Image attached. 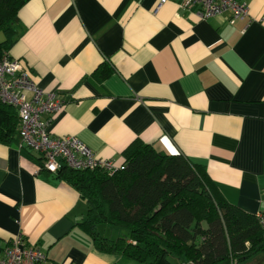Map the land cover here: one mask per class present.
I'll return each instance as SVG.
<instances>
[{"label": "crops", "instance_id": "crops-1", "mask_svg": "<svg viewBox=\"0 0 264 264\" xmlns=\"http://www.w3.org/2000/svg\"><path fill=\"white\" fill-rule=\"evenodd\" d=\"M239 1L248 13L231 22L227 12L200 19L198 6L179 0H27L7 52L65 101L60 113L41 116L53 136L75 135L118 165L135 139L180 153L204 166L227 201L257 214L264 0ZM86 210L74 185L42 168L41 154L18 137L0 142V258L19 236L20 247L42 252L37 264H138L96 249L78 225ZM240 264H264V251Z\"/></svg>", "mask_w": 264, "mask_h": 264}, {"label": "trees", "instance_id": "trees-1", "mask_svg": "<svg viewBox=\"0 0 264 264\" xmlns=\"http://www.w3.org/2000/svg\"><path fill=\"white\" fill-rule=\"evenodd\" d=\"M26 1L0 0V54L17 38L18 11ZM18 129L16 109L0 101V142L16 140ZM122 154L113 172L67 166L57 172L86 200L78 225L96 249L138 264H240L264 251L257 214L227 201L202 164L139 139ZM102 223L125 234L107 238L98 231Z\"/></svg>", "mask_w": 264, "mask_h": 264}, {"label": "built area", "instance_id": "built-area-1", "mask_svg": "<svg viewBox=\"0 0 264 264\" xmlns=\"http://www.w3.org/2000/svg\"><path fill=\"white\" fill-rule=\"evenodd\" d=\"M170 0H158V6ZM181 6H198L197 16L208 19L227 12L229 20L247 15V4L239 0H179ZM0 101L13 106L18 114V139L21 146L41 154L42 168L56 174L62 166L79 169H101L113 172L121 166L113 160L96 155L75 135L53 136L44 114L60 113L65 101L55 92L38 86L21 60L8 52L0 54ZM264 232V211L257 213ZM21 238L14 237L4 248L0 264H37L43 259L37 248L20 247Z\"/></svg>", "mask_w": 264, "mask_h": 264}, {"label": "rangeland", "instance_id": "rangeland-1", "mask_svg": "<svg viewBox=\"0 0 264 264\" xmlns=\"http://www.w3.org/2000/svg\"><path fill=\"white\" fill-rule=\"evenodd\" d=\"M2 36V34H0V37ZM98 230L101 234L106 235L107 237H116L120 234H125L124 229L123 228H119V227H115L112 225H107V224H99L98 225ZM173 260H175L173 258Z\"/></svg>", "mask_w": 264, "mask_h": 264}]
</instances>
